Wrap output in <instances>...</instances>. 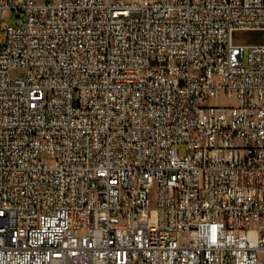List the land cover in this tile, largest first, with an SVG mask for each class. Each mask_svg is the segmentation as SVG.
I'll return each instance as SVG.
<instances>
[{
	"label": "built area",
	"instance_id": "built-area-1",
	"mask_svg": "<svg viewBox=\"0 0 264 264\" xmlns=\"http://www.w3.org/2000/svg\"><path fill=\"white\" fill-rule=\"evenodd\" d=\"M15 10L0 264H264V0H0Z\"/></svg>",
	"mask_w": 264,
	"mask_h": 264
},
{
	"label": "rangeland",
	"instance_id": "rangeland-1",
	"mask_svg": "<svg viewBox=\"0 0 264 264\" xmlns=\"http://www.w3.org/2000/svg\"><path fill=\"white\" fill-rule=\"evenodd\" d=\"M20 13L18 11H10L7 16H2L0 17V27L2 25H7V26H15L18 24L20 20ZM242 38L246 40L247 42L250 41H259L260 37H256L252 35V33L244 34L242 35ZM211 103H216L219 105H226V106H234L236 105V100L232 96H220L218 99L211 100ZM179 150L180 155L185 153V147L183 145H180L177 147Z\"/></svg>",
	"mask_w": 264,
	"mask_h": 264
}]
</instances>
